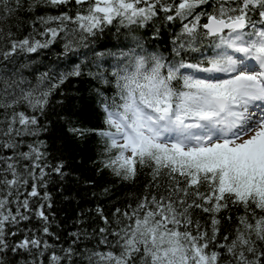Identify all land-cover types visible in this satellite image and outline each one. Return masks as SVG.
<instances>
[{
    "label": "snow or ice",
    "instance_id": "obj_1",
    "mask_svg": "<svg viewBox=\"0 0 264 264\" xmlns=\"http://www.w3.org/2000/svg\"><path fill=\"white\" fill-rule=\"evenodd\" d=\"M0 264H264V0H0Z\"/></svg>",
    "mask_w": 264,
    "mask_h": 264
},
{
    "label": "trees",
    "instance_id": "obj_2",
    "mask_svg": "<svg viewBox=\"0 0 264 264\" xmlns=\"http://www.w3.org/2000/svg\"><path fill=\"white\" fill-rule=\"evenodd\" d=\"M81 91L83 92L84 90L82 89ZM84 95H85V96L87 95L86 92L84 93ZM88 103H89V102H88L87 100H85V101L83 102V111H84V114H85V117H86V118H87V117L89 116V114H90V109H89V107H88ZM44 138H45L46 140H48L50 146H54V144H55V145H58V144L60 143V141H59V140H55L54 137L45 136ZM76 151H79V149H77ZM88 154H91V153H90V152L85 153V155H88ZM82 158H83L82 156H78V157H77V160L79 161V160L82 159ZM59 207L65 209V211H61V212H60V216H61V218H64L66 214H70V213H71V208L68 207L67 203L60 204Z\"/></svg>",
    "mask_w": 264,
    "mask_h": 264
}]
</instances>
